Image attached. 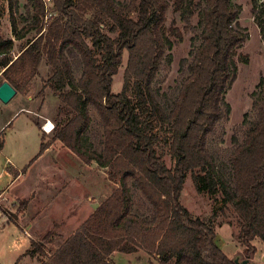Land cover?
Here are the masks:
<instances>
[{
    "label": "trees",
    "instance_id": "16d2710c",
    "mask_svg": "<svg viewBox=\"0 0 264 264\" xmlns=\"http://www.w3.org/2000/svg\"><path fill=\"white\" fill-rule=\"evenodd\" d=\"M51 1L45 24L43 1L28 0L31 19L24 17L20 28L14 11L18 3L7 0L13 38L0 33V67L6 66L2 79L25 94L45 60L52 69L46 84L60 100L58 112L66 120L55 123L51 140L41 136L35 158L50 141L59 140L83 161L106 168L107 178L118 186L42 264H114V251L138 249L158 264H236L217 245L213 219L194 216L181 203L188 173L198 193H219L223 205H231L247 250H255L256 238L264 243V77L257 84L263 102L256 107V121L230 154L231 184L207 149L209 135L230 114L225 94L237 76L236 49L247 37L238 24L240 5L234 0H172L184 30L195 31L197 38L188 75L165 112L154 81L163 63L172 60L171 36L182 39L179 28L165 27L169 0H127L123 5L117 0ZM252 13L264 37V6L252 0ZM32 31L34 36L14 57V40ZM125 52L123 87L114 93L112 78ZM241 60L246 63L247 57ZM73 63L80 66L78 78ZM90 107L101 124L102 151L88 142ZM155 124L166 132L163 138ZM35 125L40 128L39 121ZM160 139L168 147L171 167L157 153ZM2 146L0 138V150ZM131 187L145 201L146 215L133 211ZM26 204L20 201L18 216ZM7 218L15 220L8 213ZM51 236L45 234L44 241ZM31 246L29 253L45 254L44 243L32 241Z\"/></svg>",
    "mask_w": 264,
    "mask_h": 264
},
{
    "label": "rangeland",
    "instance_id": "374dc122",
    "mask_svg": "<svg viewBox=\"0 0 264 264\" xmlns=\"http://www.w3.org/2000/svg\"><path fill=\"white\" fill-rule=\"evenodd\" d=\"M18 3V9L14 8L15 15L18 21V27H22L25 23L23 18L31 19V14H27V6L32 12L28 0H15ZM119 5H123L127 0H117ZM170 6L166 12L165 27L168 30L170 27H177L180 29L182 39L177 41L174 36L171 39L174 41L171 50L172 60L169 64L166 62L160 67L155 81L154 88L157 91L159 102L161 103L165 112H168L172 107L173 101L177 96L182 80L188 75L187 64L191 61L190 52L194 49L193 39L196 37L195 31H185L183 22L180 18V12L174 10L172 0H169ZM235 3L240 5L241 11L238 18V24L247 34L245 41L236 49L234 60L237 65V76L231 87L225 94V101L230 105V114L226 119L220 121L214 132L208 137L207 149L213 157L217 168L221 171L226 180L232 183V170L230 163V154L237 144L241 143L244 139V133L249 126H251L257 117V108L262 102V87L257 84L261 77H264V37L260 33V29L256 18L252 13V0H234ZM257 6H264V0H256ZM51 6V5H50ZM135 17V15H132ZM198 16L192 17V24L196 25ZM46 24V20L44 18ZM107 31V27L104 29ZM0 33L4 38H13L9 21V7L7 0H0ZM35 32L29 33L23 40H14L15 46L12 55L15 56L20 50V46L25 44L28 39L34 36ZM197 43V41H196ZM195 43V44H196ZM241 57H247V62H243ZM186 59L187 62L182 66V60ZM74 61V59H73ZM127 61V53L123 55L122 65L119 67L118 72L112 78L111 91L118 93L123 87V73ZM73 70L75 78L80 75V66L73 63ZM52 73V69L45 60H42L38 74L34 77L29 85L25 94L18 93L8 102L3 103L0 101V121L10 115L11 110L21 107V115L11 126L8 132V145L7 152L13 154L14 141L16 131L18 130L19 122H24L25 131L33 130V149L34 155L39 150L37 144V126L35 122L39 121L40 130L42 123L45 119H51L55 125L56 122H64L66 116L58 112L60 100L53 94L52 89L46 84L48 78ZM2 79V76H0ZM130 98L134 99L132 92H128ZM91 123L87 131L88 142L97 151H102V128L99 118L95 110L90 107ZM154 131L160 138H163L166 132L155 124ZM53 135V132L49 134ZM31 145V142H30ZM157 153L162 156L163 161L168 167L173 165V161L168 153V147L163 139H160L156 145ZM31 152L23 154V158L18 161L17 165L20 170L25 164L27 159H31ZM37 163H34L28 173L13 191L18 193L19 196H27L28 190L33 186V171L37 170L39 165L43 162L58 161L65 168L71 171L78 170L79 162L75 159L72 153L65 148L56 145L54 148L47 152L45 157L39 158ZM41 162V163H40ZM83 169V168H82ZM104 169V168H103ZM86 169L83 175L79 176V180L70 186V196H97L102 199L110 193L111 183L105 177L106 169ZM89 172V173H86ZM80 174V173H79ZM82 182H79V181ZM86 180V182H84ZM61 190V189H60ZM69 196V195H65ZM131 196L133 203V211H137L141 215L148 213L147 205L138 190L131 187ZM181 203L194 215L200 218H212L216 233L215 241L221 250L229 257L234 259L238 257L242 259H250L255 264H264V243L256 238L252 244L255 250L246 249L242 244L239 237V223L235 212L231 205H223L221 194L210 195L207 192L198 193L192 181L191 174L188 173L183 184ZM18 204L17 202H15ZM6 209L16 211L17 206L14 205L13 200L0 201V226L1 223L7 220L5 216ZM11 230H16L12 223L6 224L0 230V248L3 244H9L11 240L15 241V237L11 234ZM52 237L54 236L53 228L51 229ZM44 237V236H43ZM42 237V238H43ZM51 237V238H52ZM49 242V241H48ZM47 242V243H48ZM50 245V244H49ZM3 249V248H2ZM5 251V250H2ZM50 251V250H49ZM11 251L8 248L6 258L10 260ZM124 264H155L152 259L146 262L139 258H134L131 263L125 262Z\"/></svg>",
    "mask_w": 264,
    "mask_h": 264
},
{
    "label": "crops",
    "instance_id": "0c3cea01",
    "mask_svg": "<svg viewBox=\"0 0 264 264\" xmlns=\"http://www.w3.org/2000/svg\"><path fill=\"white\" fill-rule=\"evenodd\" d=\"M3 80L4 79H0V83ZM21 109V107L12 109L10 115L0 121V138L3 140V146L0 150V201L10 198L13 200L14 205L18 207L21 200H27V204L22 209L17 219L8 220L7 218L6 221L4 220L1 223L0 230H2L6 224H9V222L13 224L16 230H11V234L15 237V241L11 240L8 245L3 244L1 246L3 249L0 248V264H42V262H45L48 257L82 225L99 204L118 186L108 179L107 181L111 183L112 187H110V193L102 199H99L97 196H84L83 194L81 196H70V186H75L74 184L79 180V176L82 175L81 173H83V171L85 173L88 168L103 169V167H99L94 161H83L59 140L50 141L47 149L40 156L35 158L36 155H34L33 149V130H23L25 127L24 122H19L17 126L18 130L16 131L13 146L15 153L9 154V152H7V134L11 130L12 124L20 117L22 113L20 112ZM50 121L53 122L51 119ZM52 132L53 130L50 133L42 132L40 129L37 130L36 137L37 139L39 138L37 140L39 147L41 136L44 135L45 141H49L52 137V135L50 136L49 134ZM56 145L72 153L75 159L80 163L78 170H68L58 161L40 162L41 164L38 169L32 172L34 175V183L28 190L27 196H19L18 193L10 192L28 175L32 165L37 163L39 158L45 157L47 152ZM28 152H31L32 158L27 159L24 163L25 165L19 170L17 160L20 161L23 158V154ZM105 177H107V173H105ZM82 181L80 180L79 182ZM84 182H86V180ZM5 216L7 217L6 214ZM52 228L54 236L44 241L43 236L51 232ZM32 241L44 243L45 254L29 253V250L32 248ZM8 248L11 251L10 260L6 258ZM134 258L142 259L145 262L148 259H152L155 264H158L155 257L149 255L142 249H138L131 253L114 251L110 255V259L114 264L131 263Z\"/></svg>",
    "mask_w": 264,
    "mask_h": 264
},
{
    "label": "water",
    "instance_id": "95a60500",
    "mask_svg": "<svg viewBox=\"0 0 264 264\" xmlns=\"http://www.w3.org/2000/svg\"><path fill=\"white\" fill-rule=\"evenodd\" d=\"M17 94L16 89L6 80H3L0 83V101L3 103H8L15 95ZM6 213L11 215L14 219L18 218V215L15 211L6 209ZM233 261L236 264H255L250 259L240 260L238 257H235Z\"/></svg>",
    "mask_w": 264,
    "mask_h": 264
},
{
    "label": "built area",
    "instance_id": "2783aa9c",
    "mask_svg": "<svg viewBox=\"0 0 264 264\" xmlns=\"http://www.w3.org/2000/svg\"><path fill=\"white\" fill-rule=\"evenodd\" d=\"M42 1L44 3V6H45V20H47V18L51 16L49 8H50L52 1L51 0H42ZM1 56H2V54H0V58H1ZM5 68H6V66L0 67V75L5 70ZM53 128H54V123L51 122L50 119H45V121L41 125V129L46 133H50L53 130Z\"/></svg>",
    "mask_w": 264,
    "mask_h": 264
}]
</instances>
